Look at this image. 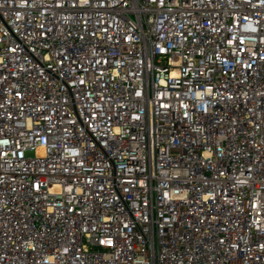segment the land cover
Segmentation results:
<instances>
[{
  "label": "built area",
  "instance_id": "2783aa9c",
  "mask_svg": "<svg viewBox=\"0 0 264 264\" xmlns=\"http://www.w3.org/2000/svg\"><path fill=\"white\" fill-rule=\"evenodd\" d=\"M0 264H264V0H0Z\"/></svg>",
  "mask_w": 264,
  "mask_h": 264
}]
</instances>
